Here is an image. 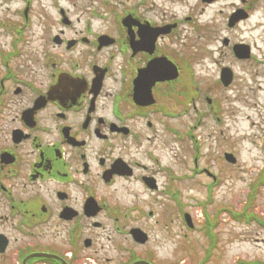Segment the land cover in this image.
<instances>
[{"label":"flooded vegetation","instance_id":"obj_1","mask_svg":"<svg viewBox=\"0 0 264 264\" xmlns=\"http://www.w3.org/2000/svg\"><path fill=\"white\" fill-rule=\"evenodd\" d=\"M34 2L46 15L33 39ZM215 5L251 8L264 36V0H0V264H105V240L106 264H128V211L112 195L174 202L176 139L191 138L175 123L192 102L201 124L214 101L192 84L190 51L192 36L218 37L200 19Z\"/></svg>","mask_w":264,"mask_h":264},{"label":"rangeland","instance_id":"obj_2","mask_svg":"<svg viewBox=\"0 0 264 264\" xmlns=\"http://www.w3.org/2000/svg\"><path fill=\"white\" fill-rule=\"evenodd\" d=\"M64 6L68 4L64 2ZM33 7L34 28L30 34L34 39L41 35L46 13L37 2ZM228 15L226 11L220 13L218 5L208 8L200 19L208 20L211 27L217 28L218 37L212 38L209 32L205 38L192 36V79L201 83L207 95L215 98L220 118L209 113L203 124L196 125L191 103L190 126L197 135L198 149L193 141L186 147L176 141L174 175L180 177H176L171 185L172 191L181 196L182 205L168 200H161L164 205H158L145 194L141 195L139 204L135 190L129 189L118 191L117 198L112 195L113 201L119 200L127 208V228L138 225L149 234L144 247L135 244L128 236L125 240L128 252L134 250L138 253L152 248L157 264H200L209 247L204 232L209 218L217 232L216 247L203 264H235L239 260L240 263L249 260V264L264 262V241L261 240L264 239V226L251 218V211L264 217V65H258L251 59L238 60L222 42L228 37L232 42L256 43L253 44L254 51L261 57L264 54V36L260 37L259 32L251 30V16L235 28H229ZM49 16L53 17V14L49 13ZM222 65H230L234 71L233 83L228 87L218 82ZM185 120L176 124L183 131L187 129ZM225 151L234 153L236 164L223 157ZM171 157L173 153H170ZM195 167L208 169L217 177L216 183L212 185L213 179L206 173L193 174ZM183 174L185 177L181 176ZM137 188L139 186L135 185ZM155 207L162 210L164 218L147 216V212ZM169 208L170 211L167 210ZM184 211L192 215L195 228H189L183 221ZM241 215L244 216L239 218ZM106 242L113 252L101 254L105 264V257L117 256L110 240ZM111 242L119 244L123 238L112 236ZM90 255L86 254L87 257ZM85 260L87 258L80 264ZM95 264L99 261L95 260Z\"/></svg>","mask_w":264,"mask_h":264},{"label":"water","instance_id":"obj_3","mask_svg":"<svg viewBox=\"0 0 264 264\" xmlns=\"http://www.w3.org/2000/svg\"><path fill=\"white\" fill-rule=\"evenodd\" d=\"M243 47H244L243 45H239V46H238V49H236V51H237V55H238L239 57L247 58V57L250 56L249 48H248V50H245V49H243ZM246 47H249V46H246ZM227 159H228L229 161L235 162V158L233 157L232 154H228V155H227ZM143 240H145V239H143Z\"/></svg>","mask_w":264,"mask_h":264}]
</instances>
